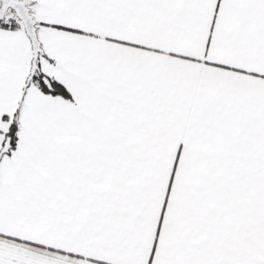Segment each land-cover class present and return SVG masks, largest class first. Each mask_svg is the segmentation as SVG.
<instances>
[{"label": "snow or ice", "instance_id": "obj_1", "mask_svg": "<svg viewBox=\"0 0 264 264\" xmlns=\"http://www.w3.org/2000/svg\"><path fill=\"white\" fill-rule=\"evenodd\" d=\"M0 264H264V0H0Z\"/></svg>", "mask_w": 264, "mask_h": 264}]
</instances>
